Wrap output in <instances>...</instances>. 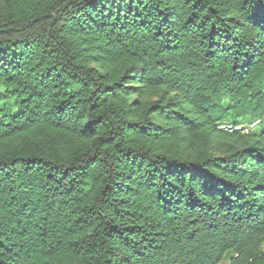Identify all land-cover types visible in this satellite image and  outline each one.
Returning a JSON list of instances; mask_svg holds the SVG:
<instances>
[{
  "label": "trees",
  "instance_id": "1",
  "mask_svg": "<svg viewBox=\"0 0 264 264\" xmlns=\"http://www.w3.org/2000/svg\"><path fill=\"white\" fill-rule=\"evenodd\" d=\"M0 264H264V0H0Z\"/></svg>",
  "mask_w": 264,
  "mask_h": 264
},
{
  "label": "bare ground",
  "instance_id": "2",
  "mask_svg": "<svg viewBox=\"0 0 264 264\" xmlns=\"http://www.w3.org/2000/svg\"><path fill=\"white\" fill-rule=\"evenodd\" d=\"M259 124V120H255L254 122L249 123L248 127L245 128V130L247 131L248 129H253L255 128L257 125ZM245 126V125H244ZM242 126H237L236 129H240L241 130ZM228 129V128H227ZM232 130V129H231ZM242 131V130H241Z\"/></svg>",
  "mask_w": 264,
  "mask_h": 264
}]
</instances>
